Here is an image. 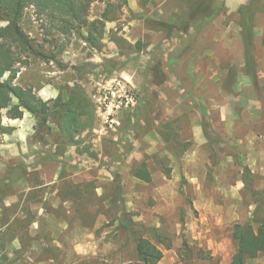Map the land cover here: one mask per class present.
<instances>
[{"label":"rangeland","instance_id":"rangeland-1","mask_svg":"<svg viewBox=\"0 0 264 264\" xmlns=\"http://www.w3.org/2000/svg\"><path fill=\"white\" fill-rule=\"evenodd\" d=\"M87 21H98L97 45L86 41L90 24L62 35L34 8L25 12L23 28L46 58H32L16 83L39 97L84 91L94 117L71 146L53 117L40 129L33 115L30 154L0 153V264H139L140 237L163 250L160 264H181L185 243L213 256L199 264H231L235 226L264 221V0H106ZM170 40L183 43L179 57L165 51ZM194 40L226 64L223 84L191 91ZM7 119L6 109L0 123Z\"/></svg>","mask_w":264,"mask_h":264},{"label":"trees","instance_id":"trees-1","mask_svg":"<svg viewBox=\"0 0 264 264\" xmlns=\"http://www.w3.org/2000/svg\"><path fill=\"white\" fill-rule=\"evenodd\" d=\"M105 1L0 0V23H6L5 26H0V114L7 109L10 118L16 120L21 119L24 112H28L39 119L40 129L46 128L49 119L53 117L59 128V135L67 140V144L71 146L79 145L78 138L93 127L91 122L94 117L93 103L84 91H72L68 94L66 91H61L56 99L45 101L36 94L32 87H23L16 83L21 70L28 65L32 58H46L43 53L37 50L33 40L24 30L22 23L26 10L34 8L35 13L47 22L51 30H55L62 35H70L74 31L78 32L82 26L90 24L87 19L94 3H105ZM249 10L250 8L243 9L242 13L245 19L244 38L247 61L252 62L251 48L254 43V36L253 26L248 17ZM252 15L251 12L250 16ZM90 27L86 41L92 45H97L99 38L96 34L100 33L98 21L91 23ZM194 36L196 35L194 34ZM182 48L183 43L175 40L168 41L164 46L165 51L173 57H179L178 50ZM158 69L159 67L156 66L155 71L157 72ZM253 71L256 74L254 68ZM164 72L166 76H169L168 70ZM48 131L51 130L48 129ZM7 132H9V129L0 123V136ZM64 148L62 152L56 153L57 156H53L59 157L65 154ZM61 162L66 165L65 161ZM64 173L65 168L62 169L61 175ZM136 176L146 182H151V175L146 170L140 169ZM120 227L129 232V226L126 222H120ZM233 239L237 243V251L231 264H247L248 260L260 256L264 257V221L257 228L252 224L236 225ZM158 243L165 245L166 239L158 237ZM182 250L185 251V254H180L182 255L181 264H199L200 262L213 260L212 255L202 250L195 253L188 243L184 244ZM136 253L139 264H160L164 257L163 250L158 244L143 237L136 240Z\"/></svg>","mask_w":264,"mask_h":264},{"label":"crops","instance_id":"crops-1","mask_svg":"<svg viewBox=\"0 0 264 264\" xmlns=\"http://www.w3.org/2000/svg\"><path fill=\"white\" fill-rule=\"evenodd\" d=\"M199 41L200 40H194L192 42L190 52L186 59L187 69L185 78L190 82L191 91H202L208 87L210 82L215 80V83H221L222 81L223 84V79L226 78V64L223 63L222 67L224 68L221 67V59L219 58L218 53H215V56H212L214 59L207 57V54L198 53L199 49H201V43H199ZM222 69L223 73L221 74ZM222 84L217 85L221 88ZM222 89L223 91H227L225 86ZM58 95L59 93L57 91H42V93H40L41 98L45 101L55 99ZM36 123V119L30 113H26L24 119H7L3 126L9 130L11 129L13 134L10 136H0V153H2V155L7 154L11 160L18 161L22 160L23 157L25 158L26 154H30V139L32 140ZM35 169L44 172L42 165L36 166ZM54 176L57 178L60 177L59 173ZM48 184L53 183L48 182L46 183V186Z\"/></svg>","mask_w":264,"mask_h":264},{"label":"built area","instance_id":"built-area-1","mask_svg":"<svg viewBox=\"0 0 264 264\" xmlns=\"http://www.w3.org/2000/svg\"><path fill=\"white\" fill-rule=\"evenodd\" d=\"M106 100H107V97H105V99L104 98H101V99H99V102H100V104H101V106H103L104 104H106ZM106 106H107V104H106ZM107 108H108V111L110 112V108H109V106H107ZM107 115H108V117L110 116H112V114L111 113H106ZM112 121V123H114V120L112 119L111 120Z\"/></svg>","mask_w":264,"mask_h":264}]
</instances>
